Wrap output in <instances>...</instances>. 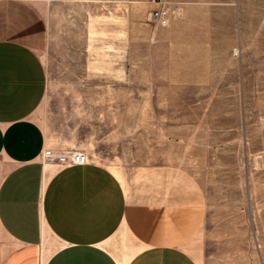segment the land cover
I'll list each match as a JSON object with an SVG mask.
<instances>
[{"label": "rangeland", "instance_id": "1", "mask_svg": "<svg viewBox=\"0 0 264 264\" xmlns=\"http://www.w3.org/2000/svg\"><path fill=\"white\" fill-rule=\"evenodd\" d=\"M30 2L45 22L35 118L123 185L113 250L264 264V0ZM161 6L167 27L150 17Z\"/></svg>", "mask_w": 264, "mask_h": 264}, {"label": "crops", "instance_id": "2", "mask_svg": "<svg viewBox=\"0 0 264 264\" xmlns=\"http://www.w3.org/2000/svg\"><path fill=\"white\" fill-rule=\"evenodd\" d=\"M44 35L30 0H0V264H198L175 244L113 250L128 212L119 179L94 161H45L60 150L35 118L47 90Z\"/></svg>", "mask_w": 264, "mask_h": 264}, {"label": "built area", "instance_id": "3", "mask_svg": "<svg viewBox=\"0 0 264 264\" xmlns=\"http://www.w3.org/2000/svg\"><path fill=\"white\" fill-rule=\"evenodd\" d=\"M151 20L154 24L167 27L171 23L172 8L161 6L151 13ZM44 159L47 163L63 162L64 166L86 165L91 162L87 152L82 150H70L68 152L56 153L52 149L46 150Z\"/></svg>", "mask_w": 264, "mask_h": 264}]
</instances>
